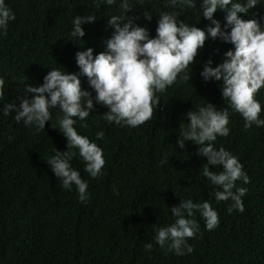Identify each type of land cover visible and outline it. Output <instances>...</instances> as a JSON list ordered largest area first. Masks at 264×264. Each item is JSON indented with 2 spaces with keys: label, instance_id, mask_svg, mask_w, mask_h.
<instances>
[{
  "label": "trees",
  "instance_id": "1",
  "mask_svg": "<svg viewBox=\"0 0 264 264\" xmlns=\"http://www.w3.org/2000/svg\"><path fill=\"white\" fill-rule=\"evenodd\" d=\"M127 13L135 23L155 35L158 14L172 10L166 0H131ZM15 14L6 35H0V77L4 96L0 99V264H264V126L244 128V119L233 111L221 95L220 82L200 76L209 58L214 67L224 52L232 48L219 38H207L205 45L187 69L189 80L176 81L158 94L160 102L152 118L136 127H120L102 118L107 111L96 104L84 121L77 120L78 133L88 136L103 149L105 164L101 174L89 177L79 155L71 161L88 183V198L81 201L72 190L61 187L46 158L54 149L66 150V138L58 128L62 113L50 109L51 120L44 130L14 120L15 110L5 116L3 106L19 104L26 84L43 83L53 68L78 72L75 53L88 47L93 55L105 49L112 29L108 16L116 5L93 0H6ZM196 8L180 11L181 20L204 28L210 21ZM152 14L146 20L144 11ZM95 14L93 22L82 24L85 35L69 40L71 21L76 15ZM243 18L264 22V0L249 9ZM214 18L221 26L225 11L217 9ZM81 87L89 88L81 76ZM94 95V92L92 93ZM27 95H31L28 93ZM264 118V86L256 93ZM212 103L229 109L227 136H217L214 146L235 155L248 182H235L247 189L242 197L244 210L227 211L231 200L216 201L214 186L201 172L206 157L197 155L198 145L176 144L179 125L187 123V111ZM84 123L87 127L81 128ZM103 131L102 139L96 133ZM220 171L221 166L209 165ZM208 200L217 211L218 225L207 230L196 214L200 231L188 243L193 251L176 255L154 240L158 227L173 222L170 209L180 199ZM152 243L151 250L144 245Z\"/></svg>",
  "mask_w": 264,
  "mask_h": 264
},
{
  "label": "clouds",
  "instance_id": "2",
  "mask_svg": "<svg viewBox=\"0 0 264 264\" xmlns=\"http://www.w3.org/2000/svg\"><path fill=\"white\" fill-rule=\"evenodd\" d=\"M101 2L116 5L118 9L116 14L108 16L107 26L113 31L105 41V49L95 56L91 47L77 51L78 72L51 67L42 84L25 85V95L17 97L19 104L3 106L5 116L14 109V120L34 127L37 132L44 130L46 121L51 120L50 109L58 108L62 113L58 127L53 123L52 126L66 138V150L55 148L54 154L46 160L63 189L71 191L74 185L81 201L88 198V183L71 163L77 154L91 178L99 176L105 164L103 149L74 127L77 120L84 121L89 116L94 101L106 106L102 118L108 123L120 127L143 124L152 118L153 110L158 107V94L171 86L178 74H182L181 80H189L188 66L192 65L207 38H219L233 47L224 52L225 59L214 67L210 58L204 62L200 76L205 82L209 79L220 82L223 99H227L230 108L242 116L245 129L252 124L264 126V118L259 115L261 103L256 99V93L264 86V22L254 17L245 19L241 15L247 14L262 0H199L200 15L210 21L204 28L178 18L180 11L177 9H194L197 0H166L172 10L158 14L154 36L149 35L146 27L135 23L136 17L127 16L133 5L131 0H93L96 7ZM217 9L225 11L223 28L213 16ZM144 17L151 20L152 14L145 10ZM96 18L95 14L76 15L71 21L69 40H80L85 35L82 24ZM14 19L15 14L6 0H0V35H6L9 22ZM81 76L87 77L92 91L81 87ZM4 83V78L0 77V99L4 96ZM186 116L187 123L179 125L176 144L184 148L185 141H190L199 146L197 155L206 157L201 174L214 186L215 200H231L227 211L242 212V197L247 189L237 187L235 182L243 180L247 184L248 176L235 155L222 146L218 149L214 146L217 136H227L230 131L227 126L229 109L207 102L196 110L187 111ZM80 127L87 125L81 123ZM95 135L102 139L104 133L101 130ZM209 165H219L222 170L212 171ZM170 212L173 222L158 227L154 240L161 248L176 255L193 251L188 239L200 231L196 214L207 230L214 229L219 223L218 213L208 200L180 199ZM144 247L151 250L153 245L146 243Z\"/></svg>",
  "mask_w": 264,
  "mask_h": 264
}]
</instances>
